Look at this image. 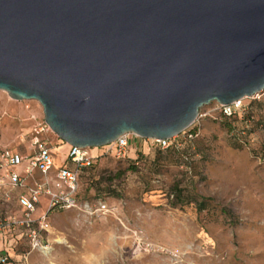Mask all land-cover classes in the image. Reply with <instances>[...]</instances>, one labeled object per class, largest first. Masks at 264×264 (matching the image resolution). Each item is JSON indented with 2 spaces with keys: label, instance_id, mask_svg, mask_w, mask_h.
<instances>
[{
  "label": "water",
  "instance_id": "obj_1",
  "mask_svg": "<svg viewBox=\"0 0 264 264\" xmlns=\"http://www.w3.org/2000/svg\"><path fill=\"white\" fill-rule=\"evenodd\" d=\"M264 88V0H0V90L71 146L170 138Z\"/></svg>",
  "mask_w": 264,
  "mask_h": 264
},
{
  "label": "rangeland",
  "instance_id": "obj_2",
  "mask_svg": "<svg viewBox=\"0 0 264 264\" xmlns=\"http://www.w3.org/2000/svg\"><path fill=\"white\" fill-rule=\"evenodd\" d=\"M238 100L230 116L214 101L201 106L164 149L131 133L124 159L91 147L97 157L78 176V198L99 200L108 211L47 212L48 249L29 251L27 264H264V88ZM41 119L35 100L0 90L1 145L27 154ZM44 137L53 164L71 166L62 162L64 142L52 131ZM6 187L0 215L17 209L4 200ZM27 250L17 238L10 260L20 264Z\"/></svg>",
  "mask_w": 264,
  "mask_h": 264
},
{
  "label": "built area",
  "instance_id": "obj_3",
  "mask_svg": "<svg viewBox=\"0 0 264 264\" xmlns=\"http://www.w3.org/2000/svg\"><path fill=\"white\" fill-rule=\"evenodd\" d=\"M218 105L224 116H230L239 106V100L227 105ZM46 132L51 130L42 118L32 128L29 152L25 155L0 144V185L6 184L11 188L22 189V192L16 195L21 209L19 214L0 215V264L9 262L8 250H12L16 239L20 237L25 238L28 247L21 255L20 264H27L29 251L36 250L40 253L47 251L48 244L42 235L47 233L50 227L45 218L46 213L53 208H79L89 216L108 211L107 205L99 200L91 203L80 200L77 196L80 169L89 166L97 157L89 152L91 147L83 148L64 143L67 145L64 161L67 160L71 166L63 164L64 162L55 166L50 146L44 137ZM128 134H121L110 143L99 146L101 148L99 155L109 153L117 159L126 158ZM147 139L160 149L169 145V139L166 138ZM34 171L39 174L38 178L33 177ZM41 195L47 198L46 212L33 216L32 213ZM14 230H18L19 233L18 236L15 235L16 239L10 237L11 231Z\"/></svg>",
  "mask_w": 264,
  "mask_h": 264
},
{
  "label": "crops",
  "instance_id": "obj_4",
  "mask_svg": "<svg viewBox=\"0 0 264 264\" xmlns=\"http://www.w3.org/2000/svg\"><path fill=\"white\" fill-rule=\"evenodd\" d=\"M64 144V143H63ZM64 146V148H65V151H64V155H63V160H62V162L64 161V159H65V157H66V152H67V145L66 144H64L63 145ZM60 147H62V146H60ZM12 149V148H11ZM62 149H63V147H62ZM12 150H15V149H12ZM15 151H17V150H15ZM33 177L34 178H38L39 177V174L36 172V171H34V173H33ZM6 184H2V185H0V190H2L3 191V189H5V186ZM8 186V185H7ZM6 189L9 191V194H6V193H4V194H2L5 198H4V200L6 201H8V200H10V199H13L14 201H15V205H16V207H17V209L15 210V211H13V212H9V213H7V215H9V214H19V212H20V207H19V205H18V203H17V200H16V195L18 194V193H20V192H22V189H18V188H11V187H6ZM43 201V206L41 207V208H39L38 206H39V203H40V201ZM46 203H47V198H46V196H44V195H41L39 198H38V203L36 204V207H35V210L33 211V213H32V215L33 216H38L39 214H42V213H44V212H46ZM54 209H66V208H53V209H51V210H49L48 211V213L49 214H51V212L54 210ZM48 214V215H49ZM48 231H49V229H48ZM48 231H47V233H48ZM10 251H12L11 249L10 250H8V253H9V262L7 263V264H15V263H13L11 260H10V258H11V254L12 253H10Z\"/></svg>",
  "mask_w": 264,
  "mask_h": 264
},
{
  "label": "trees",
  "instance_id": "obj_5",
  "mask_svg": "<svg viewBox=\"0 0 264 264\" xmlns=\"http://www.w3.org/2000/svg\"><path fill=\"white\" fill-rule=\"evenodd\" d=\"M94 160H95V159H94ZM93 162H94V161H93ZM93 162H92L89 166H87V167H82V168L80 169L79 173H78V176L80 175V173L82 172V170H84V169L90 167V166L93 164ZM63 164H64V163H63ZM77 196L79 197V190H78V192H77ZM201 202H203V199H200V201L198 202V205H199Z\"/></svg>",
  "mask_w": 264,
  "mask_h": 264
}]
</instances>
